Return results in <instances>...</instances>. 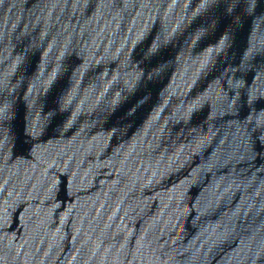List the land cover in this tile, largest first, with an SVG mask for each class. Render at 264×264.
Masks as SVG:
<instances>
[{
    "label": "water",
    "instance_id": "1",
    "mask_svg": "<svg viewBox=\"0 0 264 264\" xmlns=\"http://www.w3.org/2000/svg\"><path fill=\"white\" fill-rule=\"evenodd\" d=\"M164 264H264V0H255Z\"/></svg>",
    "mask_w": 264,
    "mask_h": 264
}]
</instances>
